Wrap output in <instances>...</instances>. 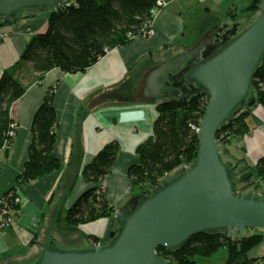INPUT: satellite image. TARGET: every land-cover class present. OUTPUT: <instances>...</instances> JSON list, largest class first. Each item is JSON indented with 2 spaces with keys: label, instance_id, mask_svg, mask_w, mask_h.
<instances>
[{
  "label": "crops",
  "instance_id": "obj_1",
  "mask_svg": "<svg viewBox=\"0 0 264 264\" xmlns=\"http://www.w3.org/2000/svg\"><path fill=\"white\" fill-rule=\"evenodd\" d=\"M167 1L169 4L155 19L153 37L113 47L85 71L72 73L55 68L39 79V73L30 64L24 65L20 75L28 89L11 108L18 133L9 154L0 153V198L16 185V178L29 156L34 113L47 90L55 85L58 126L53 153L62 165L52 173L17 187L23 211L15 225L0 229V263L25 256L33 244L42 250L37 240L46 220L56 216L61 202L63 229L81 231L93 246L106 238L116 211L131 197L140 196L134 194L128 170L132 164L140 162L138 145L153 134L159 102L136 97L133 92L142 82L147 66L155 63L153 53L163 46L193 45L207 22L231 20L229 10L238 13L239 8L244 9L253 0ZM202 3H206L205 8L200 6ZM51 10L20 15L12 23L2 25L0 29L5 37L0 43V75L16 63L35 34L46 31ZM247 123L248 132L233 136L222 149L224 157L238 168L245 163L254 165L264 156V105L256 104L252 108ZM111 141H117L120 149L113 170L100 184L108 201L115 205V213L110 218L76 227L67 225L68 208L89 186L82 176L84 165ZM93 237L100 240L96 242Z\"/></svg>",
  "mask_w": 264,
  "mask_h": 264
},
{
  "label": "trees",
  "instance_id": "obj_2",
  "mask_svg": "<svg viewBox=\"0 0 264 264\" xmlns=\"http://www.w3.org/2000/svg\"><path fill=\"white\" fill-rule=\"evenodd\" d=\"M156 1L71 0L52 9L46 31L35 34L16 63L0 75V153L9 154L18 133V123L11 117V108L28 89L20 75L25 64H30L39 73V79L55 68L72 73L85 71L105 55L107 49L130 44L133 41L130 34L142 32ZM259 1L253 0L242 11H257ZM228 14L233 18L237 16L232 9ZM16 17H0L3 19L0 20V28L12 23ZM55 89L56 85L47 90L34 113L29 156L16 178V185L0 198V208L9 210L15 220L23 211L22 201L16 200L21 197L17 187L52 173L62 165L53 153L58 126ZM209 100L210 95L203 91L190 98L171 97L157 104L153 134L138 145L140 162L132 164L128 170L131 184L139 189L140 196L153 194L167 181L164 175L173 169L195 163L200 146L196 128L200 127ZM247 100H255L254 105H264V55L253 74ZM254 105L241 107L220 126L216 138L222 159V149L231 138L248 132L247 118ZM119 149V143L111 141L84 165L82 176L89 186L68 208L65 215L67 225L76 227L100 218H110L115 213L116 207L101 191L100 183L113 170ZM228 165L235 194L240 195L236 192L234 179V175L239 174V181L246 186L256 178L258 184L253 191L264 197V156L258 158L254 165L245 163L241 168ZM93 238L96 242L100 240L99 237ZM263 241L262 233L233 234L227 228L205 230L192 235L178 247L158 246L157 254L169 260V264H203L198 261L199 257H211L221 248H226V264H261L264 263V255L251 257L249 252Z\"/></svg>",
  "mask_w": 264,
  "mask_h": 264
},
{
  "label": "water",
  "instance_id": "obj_3",
  "mask_svg": "<svg viewBox=\"0 0 264 264\" xmlns=\"http://www.w3.org/2000/svg\"><path fill=\"white\" fill-rule=\"evenodd\" d=\"M70 1L0 0V17L35 14ZM245 19H214L205 24L193 45L159 47L152 56L155 63L147 66L133 92L136 97L160 102L169 98L165 86L185 75L199 86L177 83L182 85L183 98L203 91L210 95L198 130L200 146L195 163L175 171L172 178L167 175L169 179L153 194L131 197L116 211L106 238L97 245H91L81 231L61 227V202L37 240L42 250L33 244L25 256L0 264H169L157 254L158 246L178 247L205 230L227 228L243 235L247 227L264 228V197L253 191L255 184L235 194L228 164H236L222 154L223 161L216 138L231 114L255 103L248 101L247 95L264 55V0L261 10ZM223 23L221 30L233 24L225 32L223 43L219 45L211 38L206 45L201 38L204 33ZM243 186L245 183L236 182V190Z\"/></svg>",
  "mask_w": 264,
  "mask_h": 264
},
{
  "label": "rangeland",
  "instance_id": "obj_4",
  "mask_svg": "<svg viewBox=\"0 0 264 264\" xmlns=\"http://www.w3.org/2000/svg\"><path fill=\"white\" fill-rule=\"evenodd\" d=\"M167 1V0H165ZM182 1V0H181ZM168 4H169V1H167ZM263 4V0H260L259 1V9L258 10H261V6ZM175 4H173L174 6ZM190 5V3H189ZM188 5V6H189ZM200 6H202V8H205L206 7V3H202ZM175 7V6H174ZM194 8H196V6H193ZM245 9V8H244ZM239 12L237 13V16L236 18H233L231 17L230 15V18L231 20H233L234 22L238 19H241V18H245V21H248L257 11L255 12H243L241 8H239ZM203 14V13H202ZM188 25V22L185 24V26ZM190 28V27H189ZM200 26L197 27V29H199ZM44 32V31H43ZM156 34V32L154 34H151L150 32L146 31H142L140 34H136L137 36L133 37L132 40H135V39H139V38H150V37H153L154 35ZM210 101V100H209ZM224 156V155H223ZM189 166V165H188ZM183 166H179L175 169H173L171 172L168 173V176L172 178V174L179 170L180 168H182ZM168 176L167 175H164V179H168ZM239 174H236L234 175V179L237 180L236 182H240L239 181ZM253 184L254 187H257V184H258V181L257 179L255 178L254 179V182L252 184H249V185H245L239 189L236 190V192H240L250 186H252ZM253 187V189H254ZM133 191H134V194H138L140 193L139 189L137 188H133ZM260 192H262V188L260 189ZM101 219V218H100ZM99 220V219H98ZM230 233H233V234H236L235 231L233 229H229L228 230ZM253 233H262L264 234V228L263 227H247L244 229L243 231V234H253ZM264 255V241L259 244L258 246H256L255 248H253L250 252H249V256L251 257H258V256H263ZM227 257H228V251L226 248H221L217 253H215L214 255H212L211 257H199L198 258V261H200L201 263L203 264H226V261H227ZM257 264H260V263H257ZM262 264V263H261Z\"/></svg>",
  "mask_w": 264,
  "mask_h": 264
},
{
  "label": "flooded vegetation",
  "instance_id": "obj_5",
  "mask_svg": "<svg viewBox=\"0 0 264 264\" xmlns=\"http://www.w3.org/2000/svg\"><path fill=\"white\" fill-rule=\"evenodd\" d=\"M225 23L218 25V26H214L213 28H211L209 31H207V33H204L203 40L205 42L206 45L210 44V39L213 38L214 42L218 43L219 45L223 43V38H224V34L227 31V29L231 28L232 25L229 24V26L224 29L221 30L222 26ZM182 82V85H186V86H191V85H195V86H199V83L192 78H188L185 75L180 76L179 78L174 79L173 81L170 82L169 85H166L164 88V91L167 92L169 98L171 97H182L183 93L181 91V86H176L177 83ZM175 85V86H174ZM178 93V94H174V93ZM173 94V95H172ZM183 98V97H182ZM171 178V177H170ZM169 179V178H168Z\"/></svg>",
  "mask_w": 264,
  "mask_h": 264
},
{
  "label": "built area",
  "instance_id": "obj_6",
  "mask_svg": "<svg viewBox=\"0 0 264 264\" xmlns=\"http://www.w3.org/2000/svg\"><path fill=\"white\" fill-rule=\"evenodd\" d=\"M168 5V2L165 0H157L156 4L151 8L150 10V18L149 20L146 22V24L144 25L142 31L146 32H150L151 34H154L156 32V28H155V19L159 13V11L163 8H165ZM137 35H133L130 34V37L133 38ZM5 37V32L2 31L0 29V40L3 39ZM109 49H107L108 51ZM15 124H13V126H15ZM193 128H196L195 125H193ZM197 131L199 130V127L196 128ZM102 192H104V189L102 188L101 190ZM17 201H21V197L16 198ZM1 201V199H0ZM16 220L15 218L9 213V210H7L6 208H0V229L3 228H7V227H12L13 225H15Z\"/></svg>",
  "mask_w": 264,
  "mask_h": 264
}]
</instances>
